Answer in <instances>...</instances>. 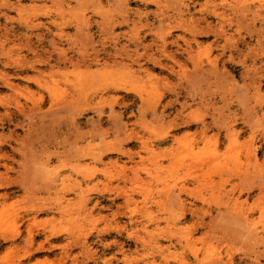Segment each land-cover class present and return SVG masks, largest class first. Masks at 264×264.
<instances>
[{
	"label": "rangeland",
	"instance_id": "374dc122",
	"mask_svg": "<svg viewBox=\"0 0 264 264\" xmlns=\"http://www.w3.org/2000/svg\"><path fill=\"white\" fill-rule=\"evenodd\" d=\"M118 1L0 0V264H264V0Z\"/></svg>",
	"mask_w": 264,
	"mask_h": 264
},
{
	"label": "bare ground",
	"instance_id": "6f19581e",
	"mask_svg": "<svg viewBox=\"0 0 264 264\" xmlns=\"http://www.w3.org/2000/svg\"><path fill=\"white\" fill-rule=\"evenodd\" d=\"M120 1H122V3H123V1H125V0H119L118 2H120ZM224 1H226V0H221V2H223L224 3ZM233 1H235V0H233ZM237 1V0H236ZM240 1H242V3L244 2V0H240ZM245 1H247V0H245ZM126 2V1H125ZM181 2V1H180ZM121 3V2H120ZM226 3V2H225ZM234 3H236V2H234ZM245 3V2H244ZM232 4V3H231ZM237 4V3H236ZM240 4V3H239ZM239 4H237V5H239ZM214 5V4H213ZM222 5H225V4H222ZM227 5H229V4H227ZM245 5V4H244ZM216 6V5H215ZM232 6V5H231ZM214 7V6H213ZM217 7V6H216ZM78 84L80 85V83H82V82H80V80L78 79ZM6 82V81H5ZM6 84V86L8 85L10 88H13L12 87V85L13 84H11V81L9 82L8 80H7V82L5 83ZM78 84H77V86H78ZM75 87V86H74Z\"/></svg>",
	"mask_w": 264,
	"mask_h": 264
}]
</instances>
